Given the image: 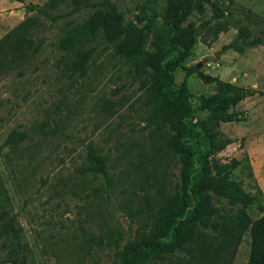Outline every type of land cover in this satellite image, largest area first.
Here are the masks:
<instances>
[{"label":"rangeland","instance_id":"obj_1","mask_svg":"<svg viewBox=\"0 0 264 264\" xmlns=\"http://www.w3.org/2000/svg\"><path fill=\"white\" fill-rule=\"evenodd\" d=\"M47 1L0 0V38L34 15L39 22L33 37L40 42L29 62L0 74V210L19 229L17 236L0 235V264H119L123 245L151 228L155 189L163 179L153 155L156 137L147 124L146 92L100 37L89 43L93 53L84 73L69 70L60 39L102 0H63L50 15L25 8L38 9ZM110 1L125 21L144 6L158 14L165 5V0ZM226 5L227 29L215 38L200 29L184 66L202 63L201 73L248 91L229 109L244 119L219 125L233 142L218 155L239 160L231 178L254 196L246 212L255 219L264 216V0H223ZM211 15L208 8L191 20L198 26ZM245 25L252 44L238 40L242 52L226 47ZM153 40L150 35L148 49ZM184 77L185 68L177 67L173 87ZM187 86L194 97L216 90L197 73L187 78ZM206 114L202 110L196 117ZM13 130L25 133L16 146L7 143ZM93 149L107 159L104 173L85 170ZM167 171L177 180L175 163ZM91 235L100 239L90 241ZM249 249L246 232L230 264H247ZM181 258L188 255L176 259Z\"/></svg>","mask_w":264,"mask_h":264},{"label":"trees","instance_id":"obj_2","mask_svg":"<svg viewBox=\"0 0 264 264\" xmlns=\"http://www.w3.org/2000/svg\"><path fill=\"white\" fill-rule=\"evenodd\" d=\"M61 1L48 0L38 9L32 4L25 8L50 15L49 10ZM222 1L165 0L158 14L144 6L135 19L125 21L114 3L102 0L60 39L72 74L84 73L93 53L89 43L100 37L130 66L146 92L147 124L153 126L157 138L153 137V155L163 179L155 189L157 208L152 211L151 228L123 245L119 264H230L246 232L250 237L247 264H264V216L253 219L246 212L254 196L231 178L239 160L218 155L233 142L223 137L219 125L244 119L229 109L248 91L201 73L196 65L184 66L200 29L211 33L212 38L227 29L225 12L229 6L222 7ZM208 8L211 17L197 26L191 18L203 16ZM38 22V16H27L0 38V74L19 68L36 55L40 42L33 37V28ZM249 32L246 25L240 26L236 40L226 47L242 52L243 46L237 42L243 39L248 44ZM150 35L154 40L148 49ZM179 66L185 68V77L175 88L174 71ZM194 73L206 83L214 82L215 92L194 97L187 86V78ZM202 110L207 111L206 116L197 119V112ZM24 137L23 131L13 130L7 143L16 146ZM88 161L86 171L105 172L107 159L95 149L89 152ZM170 163L179 169L174 181L167 177ZM18 232L7 211L0 210V235L17 236ZM99 239L89 237L90 241ZM179 254L188 255V259L177 260Z\"/></svg>","mask_w":264,"mask_h":264},{"label":"water","instance_id":"obj_3","mask_svg":"<svg viewBox=\"0 0 264 264\" xmlns=\"http://www.w3.org/2000/svg\"><path fill=\"white\" fill-rule=\"evenodd\" d=\"M219 54H220V53H215V54H214V57H217ZM212 59H213V57H209V59H205L204 61L206 62L207 60H212ZM201 64H202V63H198V64H196V66H197V67H200ZM201 97H202V95H201Z\"/></svg>","mask_w":264,"mask_h":264}]
</instances>
